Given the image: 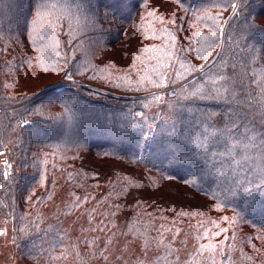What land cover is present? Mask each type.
Segmentation results:
<instances>
[{
    "label": "trees",
    "instance_id": "trees-1",
    "mask_svg": "<svg viewBox=\"0 0 264 264\" xmlns=\"http://www.w3.org/2000/svg\"><path fill=\"white\" fill-rule=\"evenodd\" d=\"M115 8L102 0H0V217H11L20 263L106 264L99 251L120 244V227L166 236L182 220H192L194 235L219 231L222 220L231 229L217 245L222 256L208 264L237 251L260 254L264 41L256 35L264 33V0H131L125 14ZM215 46L216 60L200 70L202 47ZM38 74L52 79L22 87ZM91 133L124 147L95 143ZM155 145L170 147L169 159L161 161ZM88 153L115 168L88 169ZM166 181L203 202L140 195ZM55 189L63 196L49 213ZM82 202L96 234L62 237L54 223Z\"/></svg>",
    "mask_w": 264,
    "mask_h": 264
},
{
    "label": "rangeland",
    "instance_id": "rangeland-1",
    "mask_svg": "<svg viewBox=\"0 0 264 264\" xmlns=\"http://www.w3.org/2000/svg\"><path fill=\"white\" fill-rule=\"evenodd\" d=\"M102 1L103 3H107V5L119 8L118 14H125L131 2V0ZM234 8L235 4L229 7L230 13L233 12ZM229 17L230 16L227 15V18ZM260 20L264 23V18H261ZM226 21L227 20H225V22ZM222 23L223 20L221 17L218 27ZM222 33L223 26L220 27L218 35H222ZM256 37L258 39H255L257 42L260 41V39L264 41V33H261V35L257 34ZM202 48L205 51V58L201 61H197L200 70L208 68L214 63V60H216L215 58H217L218 51L220 49L216 46L214 48ZM108 55L111 56V53L109 52ZM112 56L114 58V54ZM116 59L119 60L118 58ZM38 75V77L35 76L31 79H28L27 81H23L22 87L34 89L35 87L52 79L51 77H48L50 76V74ZM70 82L71 84L73 83L77 85H83L97 91L110 92L109 90L100 88L90 80L82 81L78 77H71ZM91 126H93V124ZM89 137L94 139L95 143H109L113 144V146H119L120 144L117 138L110 135L99 138L97 134L91 133ZM123 145V143L120 144V147H124ZM155 151L161 161L169 159L172 154L170 147H163L159 145H155ZM85 161L92 164L88 165L86 162H83L85 167H87L88 169H94L103 175L111 172L113 168H115L114 161L108 160L106 158H94L90 156V153L85 155ZM123 168L124 170H129L128 172L134 171L129 169L127 166ZM60 192V189H55V195L52 196L49 204L47 205L49 213L52 212V206L54 204L56 206H59L61 202L59 198L63 196L62 192ZM139 192L143 197L148 196L157 200L169 201V203L180 205H191L196 207L200 205L201 202H203L201 197L197 196L196 194L191 195L192 192L189 189L175 181H166L160 188L155 190L146 189ZM129 194L127 196H129ZM85 204L86 202L80 203L73 214H71L70 216L62 215L60 219L53 225V228L56 230V232L61 234L62 237H70L71 235V237H75L80 241L83 240L84 234H87L88 236L92 235L91 237H93L96 233H94L95 230H92L90 225L88 224L90 215H88L87 212L82 211V208L88 206V204ZM191 221L192 220H182L181 223L177 224L178 231L172 235L166 236H155L153 233V236L151 237H139L135 236L133 232L129 233L128 227L122 226L119 228L121 232V235H119L120 244H118L114 249H110L108 248V245H106L105 249H100V257H103V260L106 261V264H134L133 256L139 257L140 255L142 256L143 264H179L177 261L188 256L191 257V260L190 262H188V264H208V260L211 256H222L223 249L221 247H218L217 245L219 242L226 241L227 237L231 233V229H229L228 225L225 224L224 220H222L219 226V231L213 233H208L207 231L202 233V235L193 234L195 225L191 224ZM63 227L66 228L65 232H62ZM15 230L16 229L13 228L12 225L11 217L6 215L5 217H0V264H21L18 257L17 248L10 238ZM121 245L123 246L122 249L120 248ZM87 246L88 245L82 243V247L84 250ZM89 249L90 248H88V252ZM246 253L247 252L240 253L239 251H237L235 252L233 260L222 259L218 264H264V261L262 260L264 250H262L260 254L259 252L248 254Z\"/></svg>",
    "mask_w": 264,
    "mask_h": 264
}]
</instances>
